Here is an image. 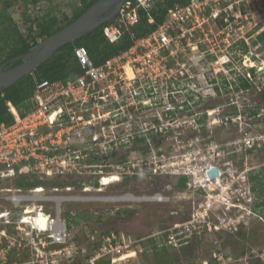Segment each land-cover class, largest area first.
<instances>
[{
	"label": "rangeland",
	"instance_id": "1",
	"mask_svg": "<svg viewBox=\"0 0 264 264\" xmlns=\"http://www.w3.org/2000/svg\"><path fill=\"white\" fill-rule=\"evenodd\" d=\"M38 5L40 8L34 11L45 12L49 6H57L61 17V12L71 15L79 0H40ZM30 9L33 11V7ZM215 12L223 17L224 26L209 17L186 33L178 49L173 46L169 55L163 51L161 56L166 55L165 59L155 58L152 66H143L144 71L139 73L129 65L120 69L116 87L121 89L119 92L123 96H118L117 100L107 96V104L103 105L104 109H113L114 103H119V118H128L137 128H149L153 122L164 123L168 128L173 124L175 128L176 117L179 121L187 119L183 137L171 129L165 132L149 129L144 141H137V135L135 141L118 150L108 146L107 149L106 142L99 141L91 152H107L108 158L112 153L116 156L123 153L120 159H109L113 166L104 168L102 174L93 175L88 171L84 177L76 178L75 171H64L51 180L28 170L24 174L0 178V209H11L10 214L18 216L24 205L32 201L22 200L13 207L5 196L28 194L29 187L17 184L23 175L29 180H51L47 182L49 186L42 184L46 189L42 194L60 197L65 190H52L50 185L55 182L62 186L73 184L68 194L94 195L99 194L95 186L99 184L100 175L117 174L114 170L119 171L123 163L131 168L133 165L136 171L132 176L117 175L116 181L102 186L104 200L60 198L59 208L54 201L42 202L44 212L53 216L59 211L61 220H65L68 233L65 245L37 243L31 246L30 237L18 235L15 224L7 225L8 254L4 264H80L100 253L102 239L108 232H116L121 244L112 253L103 255L107 256L104 259L115 258L110 264H153L152 242L163 246L166 256L176 264H211L209 258L214 259L213 264H253L256 259L264 262V215H261L264 204L256 206L262 197L258 191L251 190L253 181L249 179V172H264V147L246 150L242 144L246 135L264 134V47L258 50L262 41L256 45L252 43L264 31V0H221ZM16 19L18 21L17 15ZM243 42L247 46L245 51ZM250 68H255V73ZM182 72L184 78H181ZM239 76L248 78V88L239 86ZM128 87L134 95H140L126 98L122 90ZM181 88L183 93L180 94L193 93L190 98L196 102L192 110L199 113L192 116L194 122L188 115L166 111L177 99L184 97L179 96ZM210 102L214 109L208 110ZM252 110H256V114H251ZM203 114L204 119L200 120H204V125L194 133L192 127L197 122L196 117ZM224 116L233 119L228 123L219 121ZM213 118H216L214 125ZM79 131L80 135L76 136L79 140L90 136L88 130ZM74 140L71 136V142ZM147 141L151 142L149 149L145 148ZM81 148L88 152L87 161L90 149L84 144ZM208 161L224 171L223 177L213 183L202 176L201 168ZM88 162L93 160L89 158ZM98 168L95 163L88 169ZM184 171L189 173L184 174ZM183 176L186 183L179 187L177 180ZM83 180L90 186L85 193L77 187ZM15 188L20 189L16 191ZM174 188L180 193L174 192ZM125 192L133 199L119 197ZM156 193L161 197H152ZM165 195H171L168 202L162 198ZM183 204L191 206L184 211L186 218L180 213L167 221L156 215L164 205ZM67 212H70L68 216ZM15 220L17 218L11 221ZM34 222H37L35 218ZM179 232L184 234L178 235ZM0 264L3 263L0 261Z\"/></svg>",
	"mask_w": 264,
	"mask_h": 264
},
{
	"label": "built area",
	"instance_id": "2",
	"mask_svg": "<svg viewBox=\"0 0 264 264\" xmlns=\"http://www.w3.org/2000/svg\"><path fill=\"white\" fill-rule=\"evenodd\" d=\"M212 1L213 3L210 0H189L186 4H174V6L168 8L164 20L153 31L142 38L136 39L128 50L107 58L100 64H94L91 61L84 46H76L74 54L83 69V74L65 82L62 80H41L37 82L34 94L37 106L23 116L8 102L14 120L10 124H0V178L13 176L16 173L24 174V171L28 170L37 175L47 176L50 179H54L55 176L60 177L64 171H75L76 178L84 177V174L88 171L92 172L93 175H97L99 172L102 174L104 168L110 169L113 166V164H110L109 159L110 161L111 159H120L123 153L119 156L112 153L111 158H108L109 154L107 152H91L93 147L96 148L99 141L100 143L106 142L105 146H108L111 150L114 148L118 150L135 141L137 135L140 137V133H143L142 135L146 137L145 132L149 129L158 130L159 132L171 129V131L180 135L181 130H185L184 124L188 122L187 119L179 121V118L176 117L175 128H173V124H169L171 128H168L169 126L164 123L155 122L149 128L143 126L137 128L135 124L132 125L128 118H119V109L121 108L119 103L115 102L113 109H104L103 105L106 106L107 104V96H112L115 100L118 99V96H123L119 92L121 89L119 90L116 87L117 82L120 81V78H117L120 76V69H125V66L129 65L138 73L140 70L144 71L142 67L145 65L152 66L155 58L159 57L161 60L165 59L166 55L171 54L173 46L178 49L184 38H186V33L193 31L196 26L200 25V22L207 21L209 17L213 19L220 17L215 10L216 5L221 0ZM223 1L228 2L230 0ZM152 7V0H125L113 20L104 26L103 31L106 37L110 41L118 40L123 33V27L137 22L139 8H143L150 15ZM149 22H153L151 16H149ZM179 44L180 46H178ZM163 51H166V55L161 56ZM247 76L250 77L249 74ZM134 84L136 85V82ZM122 91L126 94L125 97L134 98L140 95H134L129 87ZM108 103L110 104V102ZM173 111L177 114L175 110ZM239 116L240 114L236 117ZM215 119H212V123H216ZM232 119V116H224V119L219 121L228 123ZM197 127L196 122L192 128L197 129ZM79 130H88L90 136L85 139H77L76 136L80 135L81 132ZM116 132L118 133L114 136ZM71 136L75 138L74 143L71 142ZM82 144L89 147V158L93 162L89 163V158H87V161L85 160L88 152L85 148H81ZM242 144H244L246 150L254 147H264V134H254L251 137L246 135L242 139ZM102 157H105V159H102ZM95 163H98L99 168L93 171L89 170L88 168H93ZM212 166L219 165L208 161L202 166L201 171L204 179L208 178L206 171ZM133 167V165L131 168L129 164L123 163L119 165V171H114L119 176H132L136 173ZM183 173L188 174L189 172L184 171ZM103 176L100 175L99 184L95 186V191L99 194H68L66 192L74 188L73 184H63V186L52 184L50 185L52 190H65V193L60 197L45 195L42 194V191L46 190L45 187L38 185L29 187L28 194L5 196L13 207L20 204L22 200L32 202L26 203L21 210L22 214L18 213V216L11 215V209H0V261L3 264L7 263L8 252L5 244L7 225L15 224L14 229L18 235L22 233L26 239L30 237L31 246L37 243L45 246L65 245L68 241L65 220H61L59 211L53 216L44 212L41 207L43 206L42 202L54 201L59 208L60 198L80 199L81 201L104 200L105 197L102 195V186L105 185L102 183ZM46 186H49V184ZM77 187L83 193L90 190V186L85 185L84 180L78 182ZM15 189L18 191L20 188ZM127 194L130 193L125 192L119 197ZM29 207H32L34 211L26 212ZM37 211H41L47 216L45 228H40L34 223V216ZM25 217H28V219ZM13 218H17V220L11 221ZM16 221H18V224H16ZM23 226H26L27 229H24ZM116 234V232H108L104 235L100 253L97 252L94 254L95 256H91L80 264H95L97 259H104L107 256L103 255L110 254L109 252L112 253L119 248L121 244ZM106 260H115V258L108 256Z\"/></svg>",
	"mask_w": 264,
	"mask_h": 264
},
{
	"label": "trees",
	"instance_id": "3",
	"mask_svg": "<svg viewBox=\"0 0 264 264\" xmlns=\"http://www.w3.org/2000/svg\"><path fill=\"white\" fill-rule=\"evenodd\" d=\"M39 1L0 0V64L9 58L28 51L38 41L70 24L97 0H79V5L73 9L71 15L61 12V17L57 6H49L45 12L34 11V8H40L38 5ZM152 1L153 7L150 10V15L143 8H139L137 22L123 27V33L118 40L110 41L106 37L103 28L111 21L105 22L74 42L61 46L51 58L42 63L31 74L25 75L1 92L0 124H10L14 120L13 114L9 110L8 102L16 108L21 116L37 106L34 98L37 82L41 80H62L65 82L83 74V69L74 54L76 46H84L91 61L94 64H100L105 59L128 50L136 39L142 38L153 31L164 20L168 8L176 3L186 4L189 2V0ZM30 7H33V11ZM149 16L153 18V22H149ZM217 21L220 26H224L226 23L222 16L218 17ZM258 41H264L263 32H260L257 38L252 41L253 45H256ZM242 49L243 51L247 50L244 42L242 43ZM19 62L20 60L13 61L9 63V66H14ZM250 71L255 73V68H250ZM239 79L241 80L239 86L242 88L246 89L250 86L248 78L243 79L239 76ZM251 114H256V110H252ZM143 140H145V136L137 138V141ZM24 176L17 180L18 185L33 187L42 184L48 185L49 182H52V179L47 181V183L42 179L33 178L29 180V178ZM249 179L253 181L251 190L258 191V195L262 197L261 203L256 204L258 207L264 204V172H249ZM185 180L186 177L183 176L182 185H185ZM55 184H59V182H55ZM94 184H97V182ZM69 213L67 212V216ZM261 215H264V212ZM152 247L155 255L153 256V264H176L166 256V249L163 246H158L156 242H152ZM209 260L213 264L214 259L209 258ZM95 264H110V260L99 258L95 261ZM253 264H264V262L256 259Z\"/></svg>",
	"mask_w": 264,
	"mask_h": 264
},
{
	"label": "water",
	"instance_id": "4",
	"mask_svg": "<svg viewBox=\"0 0 264 264\" xmlns=\"http://www.w3.org/2000/svg\"><path fill=\"white\" fill-rule=\"evenodd\" d=\"M124 1L125 0H97L70 24L38 41L28 51L1 63L0 93L25 75L31 74L42 63L51 58L61 46L74 42L101 24L111 21L120 10ZM263 47L264 41L258 47V50ZM16 60H20V62L14 66H7L9 63ZM206 174L211 181H215L219 176V169L217 166H212L206 171Z\"/></svg>",
	"mask_w": 264,
	"mask_h": 264
},
{
	"label": "flooded vegetation",
	"instance_id": "5",
	"mask_svg": "<svg viewBox=\"0 0 264 264\" xmlns=\"http://www.w3.org/2000/svg\"><path fill=\"white\" fill-rule=\"evenodd\" d=\"M263 43V42H262ZM181 78H184V76H183V72H182V76H181ZM183 88H181V89H178V93H179V96H184L181 100H179L178 101V99L176 100V102H175V105H173L171 108H168L166 111H168V110H171V111H173V110H175L177 113H179L180 115H188L189 116V118L191 117L192 118V116L193 115H198L199 113L198 112H193L194 110H192V107H194V103L196 102L194 99H192V98H190L191 96L190 95H193V93H188L187 95H183V94H180V93H183V90H182ZM213 104V102H210V107H209V109L208 110H211V109H214V107L212 106L211 107V105ZM201 112V111H200ZM167 113V112H166ZM201 113H203V112H201ZM201 113H200V115H201ZM205 113V112H204ZM211 114V113H210ZM204 115L205 114H203V116H200V117H196V119H197V124H199V126L197 127V129H195L193 132L195 133V132H199L200 131V128L202 127V125H204ZM203 118L202 119V121L200 120V118ZM192 120H193V122L195 121V118H192ZM211 122H212V120H211ZM208 123L209 124H212V123H210V119H208ZM183 124V123H182ZM215 123H213V125H214ZM182 132H181V134L180 135H182V137L184 136V134H185V132H184V129L183 130H181ZM144 141V140H143ZM150 141H147L146 142V146H145V148L146 149H149L150 148ZM215 155V154H214ZM213 160H214V158H213ZM218 167V169H219V176L216 178V179H220L221 177H223V173H224V171H223V169L220 167V166H217ZM215 179V180H216ZM206 181H209V182H211V183H213L214 181H210L208 178H206L205 179ZM181 181H182V178L181 179H179V180H177V185L180 187V185L182 186V184H181ZM186 183V182H185ZM211 183H210V185H211ZM219 183V182H218ZM174 192H177V193H180L179 192V190L177 191V189L176 188H174ZM133 196V195H132ZM170 196L171 195H165L164 197L162 196V198H163V200H165V201H169V199H170ZM135 197V196H134ZM147 197V196H146ZM190 205H185V204H183V205H164V206H162L158 211H157V217H160L161 219H166L167 221L168 220H173L172 218H175L176 217V215H179L180 213L183 215V217H185L184 216V211L189 207ZM191 207V206H190ZM158 215H162V216H158ZM155 218H156V216H155ZM186 218V217H185ZM188 229V227L186 228V230ZM180 234H178V235H182V234H184L183 232H179ZM191 234H192V232H191ZM178 237V236H177ZM179 239H181V237H179ZM14 256H12V258H13ZM9 258H10V256H9Z\"/></svg>",
	"mask_w": 264,
	"mask_h": 264
},
{
	"label": "bare ground",
	"instance_id": "6",
	"mask_svg": "<svg viewBox=\"0 0 264 264\" xmlns=\"http://www.w3.org/2000/svg\"><path fill=\"white\" fill-rule=\"evenodd\" d=\"M127 71H128V67H127ZM131 72V71H130ZM118 179L116 174H111V175H104L103 179H102V183L103 184H109L111 182H114ZM209 179V178H208ZM210 180V179H209ZM211 181V180H210ZM123 199H133L132 197L126 195L124 197H120ZM120 198H113V199H120ZM34 211V209L32 207H29L28 210H26V212H32ZM47 213V212H46ZM26 219H28V217H25ZM34 218L37 220V222L35 223L37 226H39L40 228H45L47 225V216L45 213L41 212V211H37L36 215L34 216Z\"/></svg>",
	"mask_w": 264,
	"mask_h": 264
},
{
	"label": "clouds",
	"instance_id": "7",
	"mask_svg": "<svg viewBox=\"0 0 264 264\" xmlns=\"http://www.w3.org/2000/svg\"><path fill=\"white\" fill-rule=\"evenodd\" d=\"M112 20H113V19H112ZM112 20H111V21H112ZM7 66H8V67H10V66H9V64H8ZM11 105H12V104H11ZM12 106H13V105H12ZM13 107H14V106H13ZM14 109L16 110V108H15V107H14ZM16 111H17V110H16ZM17 112H18V111H17ZM105 185H106V184H105ZM156 195H158V196H159V194H157V193H156V194H155V195H153L152 197H154V196H156ZM159 197H161V196H159Z\"/></svg>",
	"mask_w": 264,
	"mask_h": 264
}]
</instances>
